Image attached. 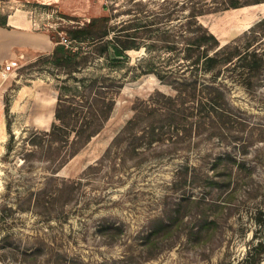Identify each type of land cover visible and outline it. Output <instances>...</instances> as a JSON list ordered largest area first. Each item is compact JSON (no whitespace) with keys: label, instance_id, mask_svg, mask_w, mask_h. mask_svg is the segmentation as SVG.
<instances>
[{"label":"rangeland","instance_id":"1","mask_svg":"<svg viewBox=\"0 0 264 264\" xmlns=\"http://www.w3.org/2000/svg\"><path fill=\"white\" fill-rule=\"evenodd\" d=\"M197 1L217 7L221 0ZM183 3L4 0V13L23 9L35 30L50 34L55 43L69 44L68 30L73 25H84L110 12L117 13L113 18L121 23L134 17H157L158 25L178 30L189 10ZM113 4L118 8L110 11ZM262 19L264 0L222 11L211 9L199 16L221 46L250 43V49L264 53ZM139 34L144 35L142 30ZM148 39V43L154 42ZM127 53V61L116 69L103 66V59L96 57L85 71L111 72L124 84L102 129L55 172L45 150L30 144V139L33 131L51 127L61 80L48 71L45 54L13 72L10 86L0 95V264H236L259 241L264 245V65L258 71L241 73L232 64L234 69L224 72L223 80L230 86L231 115L221 132L215 127L212 135L207 128L192 127L191 134L146 141L133 152L129 149L131 137L114 141L137 108L152 99L161 103L162 99L153 98L158 93H176L154 72L142 73L148 66L144 60L154 59L162 69H175L183 52L168 53L157 46ZM170 57L175 60L172 65L167 62ZM38 67L40 83L20 91L26 70ZM8 122L15 136L10 153ZM229 152L234 159L220 162L233 171L231 185L225 190L213 182L217 173L213 168L219 163L218 156ZM184 165L189 169L187 182L176 189L174 181ZM63 180L77 183H73L72 194L61 192L55 198L56 184ZM42 187L49 193L45 195L49 202L34 207L32 192ZM202 212L215 223L203 227L198 221ZM171 213L182 222L158 241L157 254L149 256L144 248L146 235L157 218ZM198 227L203 230L197 231ZM247 263L264 264V246L260 256L251 255Z\"/></svg>","mask_w":264,"mask_h":264},{"label":"trees","instance_id":"2","mask_svg":"<svg viewBox=\"0 0 264 264\" xmlns=\"http://www.w3.org/2000/svg\"><path fill=\"white\" fill-rule=\"evenodd\" d=\"M261 1L221 0L219 6L207 7L197 0H184L183 8H189V10L184 15V21L178 30L170 26L158 25L160 21H156L157 17L150 20L134 17L125 21L126 23H121L113 18L118 17L117 13L112 12L94 17L84 25H73L68 30L70 43L56 42L53 52L44 56L48 64L47 68H50L48 71L55 74L61 83L58 84L55 118L51 127L47 130L33 131L30 144L45 150L47 158L55 165L54 172L66 165L102 129L113 112L116 94L124 84L111 72L100 71L86 74L85 71L96 57L103 59V66L116 69L127 61L129 50L141 47H145L147 51L160 46L168 53L183 52L182 59H179L183 61H176L178 67L175 69H162L156 65L154 59L146 58L144 61L148 62V66L142 71V73L154 72L176 93L173 95L158 93L156 97H153L157 100L162 99L161 103L153 99L146 102L144 107L141 103L136 115L126 124L114 143L131 137L129 149L137 152L146 141L154 143L166 141L168 138L173 140L170 135L191 134L192 127L207 128L212 135L217 131L215 127L221 132L231 115V110L228 108L230 86L226 80H223L224 72L234 69L231 67L232 64L242 69L241 73L244 70L258 71L264 65V53L258 49H250V43L221 46L217 36L208 26L200 22L199 16L211 9L222 11ZM143 4L137 3V6ZM117 8L113 4L110 11ZM0 24H6L5 15L1 16ZM139 30H142L143 36L138 35ZM148 38L153 39L154 42L148 43ZM178 43L182 45L179 47ZM167 62L172 65L175 60L170 57ZM61 75L65 77L61 78ZM7 124L11 135L7 146L10 153L13 150L15 136L11 131L10 122ZM229 159L231 161L234 159L231 152L219 155L216 161L219 163L213 168L217 172L213 174V182L224 187L225 190L231 185L233 171L230 167H221L220 162L222 164V161L228 162ZM26 162H30L27 155ZM188 170L187 165L178 170L177 179L174 181L176 189L187 182ZM73 183H77V180L60 181L56 184L53 196L56 198L61 192L72 194L75 188ZM32 193L35 194L32 206L48 204L46 202L49 201L45 199V195L49 193L45 187ZM188 200L194 199L188 198ZM173 214L157 218L154 222L156 224L146 235L144 248L149 256L157 254L158 241L168 236L174 227L182 222L179 215ZM198 221L203 227L211 222L215 223V220H209L206 212L201 213ZM202 230L197 228L199 232ZM263 246V242L259 241L250 254L236 264L247 263L251 255L260 256Z\"/></svg>","mask_w":264,"mask_h":264},{"label":"crops","instance_id":"3","mask_svg":"<svg viewBox=\"0 0 264 264\" xmlns=\"http://www.w3.org/2000/svg\"><path fill=\"white\" fill-rule=\"evenodd\" d=\"M239 8H235L237 10ZM4 13V0H0V18L6 16V24H0V95L10 86L13 72L19 66L36 61L42 54L53 52L56 43L50 34L33 28V21L27 11L19 9ZM14 63L7 75L5 65ZM26 70L20 91L32 84L40 83V70ZM31 91H34L33 89ZM58 98V95H57Z\"/></svg>","mask_w":264,"mask_h":264},{"label":"built area","instance_id":"4","mask_svg":"<svg viewBox=\"0 0 264 264\" xmlns=\"http://www.w3.org/2000/svg\"><path fill=\"white\" fill-rule=\"evenodd\" d=\"M14 63H8L5 65V68H4V75H7L8 72L11 70V68L13 67Z\"/></svg>","mask_w":264,"mask_h":264}]
</instances>
